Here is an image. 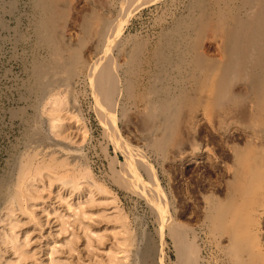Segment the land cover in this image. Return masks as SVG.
<instances>
[{
	"label": "rangeland",
	"instance_id": "rangeland-1",
	"mask_svg": "<svg viewBox=\"0 0 264 264\" xmlns=\"http://www.w3.org/2000/svg\"><path fill=\"white\" fill-rule=\"evenodd\" d=\"M184 1L169 0L167 6L160 8L151 6L139 10V6L136 7L129 20L123 22L125 27L122 33L133 35L134 38L152 40L150 44L152 47L164 27L168 28V25H171L174 19L180 15V8L184 5ZM110 2L108 3V20H113L115 16H112L110 12ZM104 4L107 5V0L62 1L60 6L65 9V15L59 21L61 42L67 49L66 56L71 51H78L81 62L77 66L78 68L76 67L75 78L72 79L71 86H65L64 84L67 83L65 79L61 78L58 84L49 87L50 90L42 92L36 87L35 68L37 63L49 59L50 50L47 47L45 49V46L39 42L37 30L39 13L34 2L33 0H0V232L5 233L4 236L7 240L3 243L0 242L2 264L7 261L9 264H140L139 260L141 261L143 257H148L149 260H146L149 264L154 261L157 264L159 259L163 264H176L178 262L177 251H175L176 241L169 228L176 226L178 221L185 227H190L189 239H194L195 243L199 244L198 247L202 248H200V255L203 257L201 264L256 263L252 262L250 254L246 258L248 254L246 252L243 255L231 253L234 243L233 236L236 233L233 222L229 220L226 223L218 224L215 220L212 222L209 219V221L205 216V210L206 203L209 204L211 198H216L222 204L231 207L233 213L250 215L257 222L255 227H258V237L264 246V194L252 183L247 185L242 182L240 184L237 174L241 170H245L246 166L240 162L236 153L237 150L246 151L248 147H255L257 151L263 149L264 128L248 118H240L241 106L204 108L200 105L194 110L185 106L180 109L175 134L167 143L165 151L161 153L152 145L159 135L154 136L158 133L155 132L153 121L144 117L145 102H142L140 98L133 100L125 92H120L118 99L119 97L121 99L117 101L119 104L114 110L115 124L116 127L118 126L120 139H122L120 141L128 143L129 146L134 147L142 154L144 152L143 155L144 158L146 157L148 165L151 164L150 167L154 171L153 177L159 180L156 179L157 185L163 191L168 204L166 217L170 216L168 219L171 224L163 226L148 198L140 195L142 194L139 190L141 187L134 188V182L138 179L145 183L150 182L149 172L143 167L136 166L138 178L135 179L134 175L130 174L128 161L125 158L126 154L116 149V143L106 132L108 125L101 112L102 103L98 98V93L95 94L97 90L91 66L101 54L97 30L99 28L94 27L93 24L89 30H86L85 23L92 19L93 10L100 12V15L104 14V9L107 7ZM119 20H123L122 16L118 18ZM85 32L88 33L85 34ZM92 33L93 35H91ZM219 38L217 37L215 40L212 33H206L202 42V51L205 49L208 53L210 52L209 55L221 57L217 56L220 55L217 54L221 44ZM214 43L216 44L214 45ZM213 47L216 49L214 50ZM149 50V48L146 49V55ZM111 54L118 65L120 63L118 72L119 76H122L121 83L124 85L129 78V72L126 70L129 57L125 45L120 48L114 47ZM147 57L148 55L141 60L142 63H145H141L142 66H139L137 74L133 76L136 83L141 80L136 85L138 93L150 83V75L157 72L159 68L155 61H150ZM169 72L172 76L178 74L174 68L169 69ZM49 79L50 76L45 77V80ZM65 87H68L69 94L66 93ZM234 89L241 90V83H237ZM55 91L57 93L61 91L59 93L63 95L61 97L68 95L64 97L66 101L68 100L67 107L83 118L89 130L88 138L79 150H75L73 143L70 144V148L62 147L63 144L57 143L48 134L49 124L45 113V101L49 102L50 95L55 94ZM47 93L50 94L47 95ZM124 98L125 100H122ZM122 108L125 109V112ZM97 113L100 115L98 116ZM106 120L108 119L106 118ZM75 130L76 128H74ZM80 138L76 134L75 139L80 141ZM196 146H199V153ZM157 151L158 153H156ZM35 153H38L37 158L33 156L35 165L44 158H49L51 154H55L59 159L66 156L73 164L84 162L90 166L96 180L109 187L113 195L117 196V202L114 203L111 198L104 197L105 195L100 193L91 196L88 187L84 186L82 191L75 193L69 199L70 202L68 200L67 203H61L56 196L58 190L56 188L60 185L54 186V184L49 190L48 183L44 179L43 183L47 184L42 182L38 184V191L33 195V199L25 203L27 197H19L12 220H7L5 195L9 197L13 190L17 189L16 185L21 170L27 162L28 156ZM239 168L240 170H238ZM29 171L32 170L28 167L25 168V175L30 173ZM114 171L122 173L121 180L115 178ZM262 177L263 185L264 175ZM124 180H128V183L123 182ZM120 181L122 182L120 183ZM7 188L8 191L12 188V192H7ZM67 190L64 191L67 192ZM238 194L242 195L241 198L245 197L241 199ZM104 200L109 201L104 202ZM234 201L235 203H233ZM59 211L63 215L65 214V218L68 220L67 230L61 229L56 215ZM118 215H122V217H118ZM115 217L118 219H114ZM120 217L128 228L121 224L117 225ZM172 236L174 240H172ZM71 238H73L74 248L68 244V240ZM16 239L19 244L23 245V250L17 249L11 242ZM121 241H124L125 247ZM147 248H150L151 251H148ZM160 249L162 252L159 257ZM144 253L147 255L149 253V255L146 256ZM249 257L251 261L248 259ZM239 258L243 261L246 260L242 263Z\"/></svg>",
	"mask_w": 264,
	"mask_h": 264
},
{
	"label": "bare ground",
	"instance_id": "bare-ground-1",
	"mask_svg": "<svg viewBox=\"0 0 264 264\" xmlns=\"http://www.w3.org/2000/svg\"><path fill=\"white\" fill-rule=\"evenodd\" d=\"M62 1L63 0H33L34 5L39 13V15L37 16V30L40 40L39 42L43 46H45V49L47 47V49L50 50L49 59L45 60V62L37 63L35 68L36 87L37 90H40L42 92H45L47 89H49V87L58 84L61 78L65 79L67 83H63L65 86H71L73 83L72 79L75 78L74 76L76 74V67L81 62L80 52L70 50V54L66 56L67 49L62 45L61 42V38L59 35V21L65 15V9H62L60 6ZM108 1L110 2V0H107V5L104 4L107 6L104 9V14L100 15V12L93 10L91 14L92 19L85 23L86 30H89L93 24L94 27L96 26L99 28L97 30L99 33V48L101 54L99 57H97L98 60L95 61L93 65L91 64V72L93 71L95 76V78L93 77V81L95 82V89L97 90L96 91L94 89V91H96L95 94L98 93V98H100V102L102 103L101 112L108 125L106 132L108 133L109 137L113 138L114 143H116V149L126 154L125 158L126 161H128L127 164L130 168L128 169L130 170V174L134 175L135 179L138 178L136 166L143 167L144 169H146V171L149 172L150 177L148 178L150 182L145 183L138 179L136 180V182H134V188L141 187V189L139 190L140 193L142 192V194L140 195L148 198L149 202L152 205V209L156 212L158 218L161 219V224L163 226H165L166 224L167 226H169V224L171 223L170 219H168L170 216L168 218L166 217L168 207L166 197L163 191L157 185L158 179L153 177L154 171L150 167L151 164L150 166L148 165L147 159L146 157L144 158L143 155L144 152L142 154V152L140 153L134 147L129 146L128 143L120 141L122 139H120V134L117 129L118 126L116 127L115 124L116 115L114 112L117 104H119L117 103V101H120L121 99L120 97L118 99V96H120V92H125L129 96V98L133 100L136 98H140L142 102H145L146 111L144 117H146L148 120L153 121L155 132L158 133L154 134V136L159 135V138L156 137L157 139L152 142L154 143L152 145H154L155 149L161 151V153L162 151H165L167 143H169L170 139H172V136L175 134L177 129L176 123L178 122L180 109L185 106H188L189 109L192 110L196 109V107H199L200 105H202L204 108H219L228 105L241 106L242 112L240 113V118H248L253 123H257L259 124V126H261V128H264V0H188L187 3H185V0L184 5L180 8V15L176 19L173 18L174 21L171 25H168V28L164 27L160 34L158 32V39H156L157 41L152 47L150 45L152 40L150 41L149 39L145 40L142 38H134V36L130 34L124 35V33H122L125 27V25L123 26V22H127L129 20V18L132 16V13L138 6L139 10L149 8L151 6L160 8L161 6H167L169 0H112L110 2L111 7L109 9L112 16H115L113 20H108ZM178 5L180 6V3ZM177 9L176 11H178ZM120 16H122L123 20L118 21V18H120ZM209 32L212 33V36L215 40L217 37L221 38H219V40H221V44L218 49L220 53H217L220 55L216 54L217 56L221 57L209 55L210 52L208 53L207 51H205V49L204 52L201 49L204 36ZM87 33L85 32V34ZM91 35H93V33ZM215 44L216 43H214V45ZM122 45H125L126 52L129 57L126 66V70L127 72H129V78L125 81L124 85L121 83L122 76L120 77L118 72L120 63L118 65V62L115 61L114 57L111 54L114 47L120 48ZM148 48L150 50L147 54V59L150 61H155L159 68L157 72H154L152 75H150V83H147L148 85L146 86L144 85L145 88L141 89L138 93L136 92V85L141 80L139 82L137 81L136 83V81L133 79V76L137 74L139 70L138 68L142 63L141 60L144 58V56H147L146 49L148 50ZM213 48L214 50L216 49L215 47ZM171 68L177 70L178 74L176 76H172V74L169 72V69ZM120 72L122 73V71ZM48 76H50V79L45 80V77ZM237 83H241V90L239 89L237 91L234 89ZM60 92L61 91H59V93ZM68 92L69 91L67 90L66 93ZM59 93L55 91V94H51L49 97L50 100L47 103L45 101L46 99L44 100L46 104L45 113L47 115L49 124L47 129L49 130L48 134H50L51 138L54 139L57 143L63 144L62 147L70 148V144L72 145L73 143L75 144V150H79L86 142L89 135V130L83 118H81L79 114H76L75 111L73 112L67 107L68 100L66 101L64 97H67L68 95L61 97L63 95H60ZM49 94L47 93V95ZM122 100H125V98ZM100 102L99 104L101 105ZM122 110L123 112H125V109L122 108ZM100 114L97 113L98 116ZM106 118L108 120H106ZM74 128H76L75 131ZM76 134L81 137L80 141L75 139ZM199 145H201V143ZM195 148H197L199 153V146H196ZM158 151L156 153H158ZM236 153L240 162L246 166L245 170H241L240 173L237 172L240 184L242 182L246 183L247 185L252 183L257 187V189H261L264 194V184L262 185V176L264 175V148L257 151L255 147H248L246 151L237 150ZM37 154L38 153L28 156V160L19 175V180L16 185L17 189L13 190V192V187L10 188L11 191L10 189L8 191V188L6 190L7 192H12L9 197L5 195L7 199L5 202V214L7 220H10L14 216L15 205L17 204L19 197H27L25 203L30 199H33V195H35L38 191V184H40L41 182L43 183L45 180L48 183L46 184L48 185L49 190H51V187L54 184V186L60 185L58 188H56L58 190L57 193H55L57 196V200L61 203H67L75 193L77 194V192L82 191L84 186L88 187L87 189H89L88 192L91 193V196H93V194L100 193L105 195L104 197L111 198L114 203L117 202V196L113 195V192L109 187L96 180L92 169L84 162L81 164H73L69 162L68 157L66 156L62 159H59L55 156V154H51L49 158H44L40 162L37 161L38 163L37 165H35L34 157L36 156L37 158ZM27 167L32 171H29L30 173L25 175L24 170ZM238 170H240V168ZM114 172L116 174L115 178L121 180L122 173L120 171V173L116 171ZM127 181L128 180H124L123 182L128 183ZM130 181L132 182V180ZM121 182L122 181H120V183ZM65 189H68L67 192L64 191ZM238 195L239 197L242 196L240 194ZM87 198L89 199L90 196ZM2 200L4 201L3 198ZM105 200L104 202L109 201ZM207 203L205 216L208 220L210 219L212 222L213 220H215L216 222H218V224H223L231 220L234 224V230L236 233H233L234 243L231 248V253L233 252L234 254L243 255L244 252H246L248 253L246 258L250 254L252 262L254 261L258 264H264V246L262 245V243H260L261 241L258 237L259 230H257L258 227H255L257 225L256 220L248 214L241 215L239 213H233V211H231L232 208L219 202V199L216 200V198H211L209 204ZM233 203H235V201ZM27 205H29V203H27ZM56 215L61 224V229L67 230L68 220H66L65 214L63 215L59 211ZM109 216L111 217V215ZM119 216L122 217V215H118V217ZM121 217L119 218L120 220H118L117 225L121 224V226L127 227L126 223L121 220ZM116 218L117 217H115L114 219ZM169 229L171 235L175 237L176 241L175 251H177L176 256H178V262L176 261V264H201V258H203L200 255L201 247H198L199 244L197 245L194 239H189L190 227L187 228L178 221L176 222V226H170ZM4 234L0 232L1 243L6 240ZM174 237L172 240H174ZM134 238L137 237L134 236ZM11 242L17 249L23 250V245L18 243V239L11 240ZM121 242H123L122 245H124V241ZM68 244L71 248H74L73 238L68 240ZM125 246L126 245H124V247ZM147 250L151 251L150 248H147ZM161 252L162 249L159 250V257ZM148 255L146 254V256ZM150 257L152 258L151 254ZM240 257L242 258V256ZM146 259H148V257H143L141 261L139 260V263L149 264ZM248 259H250V257ZM241 260L243 263L246 259L244 261L243 259ZM244 263L246 264V262ZM0 264H2L1 260ZM5 264H9V262L7 261ZM152 264H155V261ZM159 264H163L162 260H160Z\"/></svg>",
	"mask_w": 264,
	"mask_h": 264
}]
</instances>
